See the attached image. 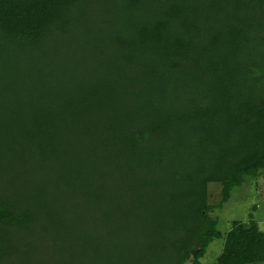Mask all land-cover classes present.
<instances>
[{"label": "trees", "instance_id": "obj_1", "mask_svg": "<svg viewBox=\"0 0 264 264\" xmlns=\"http://www.w3.org/2000/svg\"><path fill=\"white\" fill-rule=\"evenodd\" d=\"M260 170L264 0H0V264H264Z\"/></svg>", "mask_w": 264, "mask_h": 264}, {"label": "rangeland", "instance_id": "obj_2", "mask_svg": "<svg viewBox=\"0 0 264 264\" xmlns=\"http://www.w3.org/2000/svg\"><path fill=\"white\" fill-rule=\"evenodd\" d=\"M208 202L211 205H219L221 203L220 184L210 183L208 185ZM208 216L217 220V228L222 234H225L232 227L233 222H255L258 224L259 229L264 232V170H260L255 177H244L241 185L231 191L228 201L222 204L220 208L210 210ZM68 220L70 219L68 218ZM80 224L82 225V233L91 241L103 237L104 233L101 224L97 225L89 218H83ZM58 235L61 238H69V235L63 231H59ZM91 241L86 242L91 243ZM114 244L117 253H119V241H115ZM81 247L91 248L89 244H86L78 246L77 249ZM222 247V239H216L211 242L205 255L200 260L201 264H215L217 257L221 254ZM101 252L104 253L105 248ZM16 256H19V254ZM57 261L58 259H56L54 252L49 251L47 255L48 264H56ZM91 261L94 264H99V255L94 256Z\"/></svg>", "mask_w": 264, "mask_h": 264}]
</instances>
